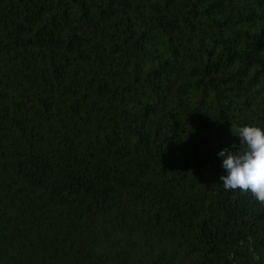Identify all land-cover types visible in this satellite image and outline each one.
Here are the masks:
<instances>
[{"label": "trees", "instance_id": "trees-1", "mask_svg": "<svg viewBox=\"0 0 264 264\" xmlns=\"http://www.w3.org/2000/svg\"><path fill=\"white\" fill-rule=\"evenodd\" d=\"M245 125L264 0H0V264H264Z\"/></svg>", "mask_w": 264, "mask_h": 264}, {"label": "clouds", "instance_id": "clouds-1", "mask_svg": "<svg viewBox=\"0 0 264 264\" xmlns=\"http://www.w3.org/2000/svg\"><path fill=\"white\" fill-rule=\"evenodd\" d=\"M237 136L243 150L233 147L221 149L218 156L226 175L219 177L226 190L250 192L264 204V129L245 125L238 129Z\"/></svg>", "mask_w": 264, "mask_h": 264}]
</instances>
